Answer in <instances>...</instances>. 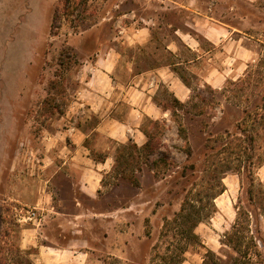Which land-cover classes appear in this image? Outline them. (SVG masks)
Segmentation results:
<instances>
[{"label": "rangeland", "instance_id": "rangeland-1", "mask_svg": "<svg viewBox=\"0 0 264 264\" xmlns=\"http://www.w3.org/2000/svg\"><path fill=\"white\" fill-rule=\"evenodd\" d=\"M64 4L0 0V263L15 264L20 248L35 264H44L40 249L55 264H177L181 245L166 221L187 197L214 192L218 180L213 169L205 171L211 148L218 151L234 136L257 131L244 120L264 104V0H71L69 10ZM57 9L62 18L54 33ZM197 14L219 22L215 44L200 32ZM136 17L155 21L153 41L142 48L147 63L154 57L183 63L177 68L191 83V98L178 107L169 89L160 86L158 101L176 109L178 122L171 115L161 122V149L152 158L168 155L172 164L159 177L149 164L129 157L133 164L114 167L89 197L75 188L73 178L51 171V156L43 149L51 146L53 134L67 129L84 59ZM176 28L190 36L189 44H198L199 52L177 40ZM170 41L179 44V57L165 51ZM94 140L100 148L115 147L116 158L121 146ZM62 160L56 156V162ZM245 162L244 156L229 159L233 170L221 175L225 191L215 200L217 212L197 228L202 246L190 248L183 263L264 264V163L252 166V186ZM41 192L42 203L36 201ZM237 218L243 222L240 230L233 229ZM237 235L246 238L243 250L249 242L244 259L229 243Z\"/></svg>", "mask_w": 264, "mask_h": 264}, {"label": "crops", "instance_id": "crops-1", "mask_svg": "<svg viewBox=\"0 0 264 264\" xmlns=\"http://www.w3.org/2000/svg\"><path fill=\"white\" fill-rule=\"evenodd\" d=\"M196 19V25L202 28L200 32L215 44L221 32L217 19L202 14H197ZM152 23H155L152 19L136 17L130 26L120 24L118 35L111 41L99 42V50L84 59L80 71L81 87L67 112V129H59L50 138L51 146L43 149L51 156V171H62L69 179L73 178L75 188L89 197L97 194L103 176L110 173L116 163L115 147L100 148L93 144L95 137L111 145L134 143L142 147L148 140L144 132L148 120L165 121L171 115L158 101L160 86L169 89L181 103L186 104L191 98V86L183 82L180 74H184L177 68L183 63H163L162 58L154 57L149 64L147 56H143L142 48L153 41ZM165 25L172 26L171 23ZM183 25H187V21ZM174 35L179 42L191 47L192 52H199L198 44L188 43L190 36L187 33L176 28ZM179 49L176 41L168 42L165 47L168 54L176 57H179ZM132 50H137L138 54H133ZM59 139H64L65 144ZM94 152L104 154L105 160L96 161L92 157ZM59 155L62 162H56ZM44 167L40 162L39 171H44ZM42 178L40 173V180ZM36 201L42 203V192ZM39 251L41 262L55 264L53 259H48L46 250ZM183 264L193 263L185 261Z\"/></svg>", "mask_w": 264, "mask_h": 264}, {"label": "trees", "instance_id": "trees-1", "mask_svg": "<svg viewBox=\"0 0 264 264\" xmlns=\"http://www.w3.org/2000/svg\"><path fill=\"white\" fill-rule=\"evenodd\" d=\"M65 4L64 7L68 6L70 4L71 0H64ZM66 10L70 9V5L65 8ZM61 13L60 10L57 9V11L54 14L53 18V24H52V31L54 33H57L59 29V24L61 22ZM246 73V72H245ZM251 71L246 74L250 75ZM183 82L187 86H191L190 81L182 74H180ZM241 80V78H240ZM173 97V96H172ZM173 103L177 105L178 107L183 108L185 106L184 103H181L179 100H177L175 97H173ZM165 110H169L171 112V118L173 121L178 122V115L177 111L174 108H169L163 106ZM260 112L255 113L254 115L249 114L248 118L244 120V123L252 122L253 126H256L257 131L253 130V134L244 135L243 137L240 136H234L230 142H227L225 145L222 146V148L218 151L215 150V148H211L213 151L209 155L207 159L208 167L205 169V171H209L213 169L216 176V180H218L217 186H214L213 189L214 192L209 193H202L200 191L194 198L187 197L180 209L179 212L175 214L172 220H167L165 226H167L168 232H175L174 237L179 238V242L181 245V258H179L177 264H182L185 260V254L188 252L190 248L194 247H201L202 241L200 236L197 233V228L199 225L204 223L207 219L211 218V216L217 212V206L215 204V200L218 196L224 193L225 186L222 182L223 178L221 177L222 174H225L226 172L233 170L230 166L229 159L232 157H246L245 162V172H247V179L251 181V185L253 186V183L255 182V179H253V172H252V166L255 167L261 166L264 163V147L262 145L259 146V148L256 147V143H258V137L264 133V104L261 107H257ZM161 122L165 121H152L148 120L147 127L145 128V135L147 136L148 140L145 145L142 147L137 146L134 143H128L126 145H121L120 149L118 150L117 156H116V163L115 167H119L120 165H132L133 162H130L128 159L129 157L133 160L136 159L138 164H149L151 167L153 173L155 176L159 177L161 175L162 169L167 168L169 165L172 164L170 162V157L168 155H163L160 158L153 159V156H156L159 153V150L161 149V142H159V134H163V129L165 128L164 124L161 125ZM179 129L182 132L184 129L181 125H179ZM186 144L187 137L185 136ZM262 150V153H257V151ZM187 155H191V150H187ZM221 155H224L225 158H221ZM96 161L102 162L105 160V157L102 156L101 159H95ZM226 160V161H224ZM257 162V163H256ZM242 164V163H241ZM219 166V167H217ZM248 168V169H247ZM241 169V165L239 168ZM140 170V169H139ZM132 183L135 187H140L139 181L133 177ZM216 187H219V191L216 190ZM251 194H254L253 190H250ZM205 195L207 198H205ZM255 199V196L252 195V200ZM242 223H239V218L236 220L235 226H233V229L236 230L239 228V230L242 228ZM163 234H166L163 232ZM150 231H148V236H150ZM246 239L243 236L237 235L235 238L232 236L229 237V243L234 244L235 250L238 252V254L244 258L248 256V248H249V242L247 244V250H243L241 248V245L245 242ZM235 242V243H234ZM257 246V245H256ZM17 261L15 264H35L29 257H27V253L23 252L20 248L17 249ZM208 254L212 255V253L209 251ZM0 264H9V263H0Z\"/></svg>", "mask_w": 264, "mask_h": 264}]
</instances>
